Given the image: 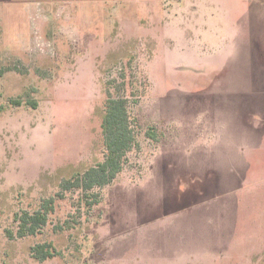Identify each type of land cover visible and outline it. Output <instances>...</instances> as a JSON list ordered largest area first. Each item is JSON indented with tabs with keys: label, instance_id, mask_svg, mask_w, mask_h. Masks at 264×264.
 I'll use <instances>...</instances> for the list:
<instances>
[{
	"label": "rangeland",
	"instance_id": "374dc122",
	"mask_svg": "<svg viewBox=\"0 0 264 264\" xmlns=\"http://www.w3.org/2000/svg\"><path fill=\"white\" fill-rule=\"evenodd\" d=\"M188 6L0 0V264H264V0ZM110 98L136 144L87 191Z\"/></svg>",
	"mask_w": 264,
	"mask_h": 264
},
{
	"label": "trees",
	"instance_id": "16d2710c",
	"mask_svg": "<svg viewBox=\"0 0 264 264\" xmlns=\"http://www.w3.org/2000/svg\"><path fill=\"white\" fill-rule=\"evenodd\" d=\"M36 106V103H32ZM127 102L124 99H108L101 124L105 159L88 169L83 178H76V186L81 183L87 191L95 187H103L113 181L122 171L127 161V154L136 144L133 122L130 120ZM154 139L156 134L147 133ZM96 201L95 203H97ZM55 199L43 202L41 209L34 214L23 213L18 218L19 237L36 235L47 224L48 215L54 211ZM32 257L38 262H44L60 255L53 244H37L31 248Z\"/></svg>",
	"mask_w": 264,
	"mask_h": 264
},
{
	"label": "crops",
	"instance_id": "0c3cea01",
	"mask_svg": "<svg viewBox=\"0 0 264 264\" xmlns=\"http://www.w3.org/2000/svg\"><path fill=\"white\" fill-rule=\"evenodd\" d=\"M228 1H235V2H241L242 0H184V2H187L188 9L192 8L194 10V13H196L197 16H200V12H198L199 7H205V6H215L217 3H226ZM182 2V0H181ZM192 5V6H190ZM179 6V4H178ZM201 10V9H200ZM178 20L176 21L177 24ZM178 25V24H177ZM196 33H198L196 31Z\"/></svg>",
	"mask_w": 264,
	"mask_h": 264
}]
</instances>
